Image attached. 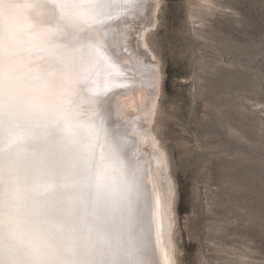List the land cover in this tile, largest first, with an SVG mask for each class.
Masks as SVG:
<instances>
[{
    "label": "rangeland",
    "instance_id": "374dc122",
    "mask_svg": "<svg viewBox=\"0 0 264 264\" xmlns=\"http://www.w3.org/2000/svg\"><path fill=\"white\" fill-rule=\"evenodd\" d=\"M8 2L0 264H264V0Z\"/></svg>",
    "mask_w": 264,
    "mask_h": 264
},
{
    "label": "snow or ice",
    "instance_id": "6c2138e0",
    "mask_svg": "<svg viewBox=\"0 0 264 264\" xmlns=\"http://www.w3.org/2000/svg\"><path fill=\"white\" fill-rule=\"evenodd\" d=\"M109 2H112V0H109ZM126 8L124 9L125 16L131 14L133 17L140 16L141 20L139 25L135 29V35L131 36L130 39L135 42L133 52L137 56V58L144 57V53L140 52L139 49L143 45L141 44V41L143 40L144 44H147L148 37L144 35V33L153 27L152 22V13L155 10V2L154 0H125ZM75 7H81V5L77 4ZM96 7L95 4H92L89 6V9ZM98 15V13H97ZM106 19H112L111 16L106 17ZM105 21L104 19H101L98 21V23L103 24ZM104 35H107V32L104 33ZM125 35V34H122ZM128 37H126L127 39ZM101 45H96V51L99 52ZM146 64L148 63L145 61ZM100 60L96 56H92L91 58V65L92 70H96L97 66L99 65ZM107 64L108 62L105 61ZM109 67H112V65H109ZM107 83V82H106ZM118 87H123V85H117ZM109 89L107 86L103 89V91H108ZM89 91L93 92V94H96L99 89H89ZM139 264H149V261L147 259L139 262Z\"/></svg>",
    "mask_w": 264,
    "mask_h": 264
},
{
    "label": "bare ground",
    "instance_id": "6f19581e",
    "mask_svg": "<svg viewBox=\"0 0 264 264\" xmlns=\"http://www.w3.org/2000/svg\"><path fill=\"white\" fill-rule=\"evenodd\" d=\"M154 2H155V5H156V7H155V10H154V12L152 13V22H153V24H154V22H155V19H156V14H157V10H158V7H159V0H154ZM140 20H141V17L140 16H135V17H133V15H131V14H129V15H127L125 18H124V21H126L127 23H128V25L130 26V29H131V32H130V34H132L131 36H133V35H135V29H136V27L139 25V23H140ZM144 35H145V33H144ZM129 38V37H128ZM143 43V40L141 41V44ZM135 44V42L133 41L132 42V40L129 38V46H132L133 47V45ZM151 120H152V118H149L148 120H147V122H148V124H149V122H151ZM150 125V124H149ZM149 127V126H148ZM148 133V132H147ZM150 140H148V142H147V146L146 147H144V149L146 150V151H148V153L149 154H147V156L148 155H158L160 158H161V160L163 159V156L162 155H160V154H158L157 153V151H155L154 150V147L153 146H155V139H153L152 137H151V135H150ZM145 154V153H144ZM141 156H143L142 154H140ZM163 161V166H164V170H166V167H165V165H166V162L164 161V159L162 160ZM161 161V162H162ZM150 170V169H149ZM162 175V174H161ZM152 177H155L156 176V173H155V170L153 171L152 170V175H151ZM162 177V180L163 181H165L164 180V177L163 176H161ZM73 184V183H72ZM131 186V185H130ZM158 189H160V187L158 186ZM8 194V193H7ZM72 194V193H71ZM70 195V194H69ZM7 198V197H6ZM9 198V197H8ZM7 198V199H8ZM7 201V200H6ZM139 201V200H138ZM8 202V201H7ZM134 202H136V200L134 199ZM133 202V203H134ZM5 205V204H4ZM9 205V204H8ZM128 205V204H127ZM7 206V205H6ZM134 209V208H133ZM130 210V209H129ZM145 211V210H144ZM146 212H147V210H146ZM150 214V213H149ZM143 215V214H142ZM138 216V215H137ZM144 217V220H146L147 219V217L146 216H143ZM136 220L138 221L139 219H138V217L136 218ZM150 220V219H149ZM147 221V220H146ZM143 222V221H142ZM2 223V222H1ZM170 223L171 222H168V220H167V227H166V235H167V238H168V243L166 244V245H168V246H166V252H167V256H168V258H167V263L168 264H174V261H173V257H171V245H170V238L168 237V235H169V233H170V229H171V226L169 227V225H170ZM137 224H138V222H137ZM137 224L135 225V227L134 228H136V226H137ZM43 225V224H42ZM47 225V224H46ZM126 227V226H125ZM48 228V227H47ZM55 230V229H54ZM126 230H128V229H126ZM133 231V230H132ZM131 231V232H132ZM36 234V233H35ZM41 234V233H40ZM150 234H151V232H150ZM154 236V235H153ZM148 238L150 239V236H148Z\"/></svg>",
    "mask_w": 264,
    "mask_h": 264
},
{
    "label": "clouds",
    "instance_id": "9594fccd",
    "mask_svg": "<svg viewBox=\"0 0 264 264\" xmlns=\"http://www.w3.org/2000/svg\"><path fill=\"white\" fill-rule=\"evenodd\" d=\"M13 7L14 5L9 2L0 5V9H2V11H0V24H8L10 17L12 16L10 9Z\"/></svg>",
    "mask_w": 264,
    "mask_h": 264
}]
</instances>
